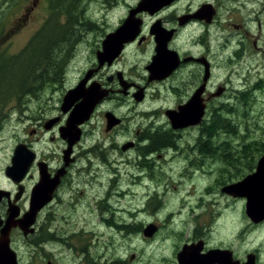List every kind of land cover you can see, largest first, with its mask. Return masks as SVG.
Here are the masks:
<instances>
[{
	"label": "flooded vegetation",
	"instance_id": "af4514ba",
	"mask_svg": "<svg viewBox=\"0 0 264 264\" xmlns=\"http://www.w3.org/2000/svg\"><path fill=\"white\" fill-rule=\"evenodd\" d=\"M101 1L111 10H123V14L115 28L100 32L99 42L94 44L86 67L68 89L86 78L83 88L93 87L97 91L98 98L89 118L79 126V141L65 162L63 151L67 144L60 138L59 128L68 115L59 106V115L47 117L45 112L37 111L27 116L28 121L34 122L29 133L32 140L24 137L17 144L26 145L33 153V160L20 181L15 183L5 176L7 187H0L5 192L0 199L1 230L9 208L17 210L15 220L29 210L41 173L46 174L50 182L49 201L37 211L33 224L27 231L15 226L8 233V245L17 263L15 247L25 244L31 246L38 264H103V249L110 245L101 241V245H97L94 241L98 240L97 228L109 223L103 213L113 215L110 197H116L117 201L129 194L135 197L133 188L137 186L143 199L139 206L133 207L131 217L134 219L136 212L151 210L154 200L178 196L172 207L175 208L183 196L184 201L193 199L192 208L184 212L190 214L189 221L183 220L176 231L183 239L176 255L184 246L199 245L200 254L216 249L230 251L233 259L241 264L252 254L255 264H260L257 251L236 258L227 246L229 243L214 240L216 231L212 229L213 216L217 213L214 211L215 194L231 203L241 202L243 217L249 221L250 228L264 224V219L254 223L247 217L245 198L222 192L224 186L254 171L230 178L216 189L200 191L199 185L213 184L217 170L220 174H233L231 167H227L231 162L232 170L237 173L235 177L242 167L255 170L264 154L261 153L254 165L241 164L249 153L263 148L236 145L249 131L241 119L248 116V107L256 102V93L264 89V0H162L152 7L142 6L143 0ZM42 2L48 11L51 0H33L32 5L39 6ZM126 19L132 25L130 33L135 32L133 38L121 44L113 59L104 58L100 62L98 54L102 52L103 40ZM87 20L80 19L85 21L84 26ZM56 21L64 24L67 18L60 17ZM53 22L48 13L42 26ZM77 37L74 35L75 39ZM158 43H163L165 57L161 60L163 71L154 73L150 67ZM195 94L198 105L203 107L199 124L174 128L169 114L178 113ZM50 120L55 123L47 127ZM218 120L232 121L235 125L241 120L246 130H238L237 125L230 136L221 128L216 130ZM206 123L208 128L204 129L202 126ZM45 136L51 142L59 140L61 145L51 152L43 149L40 145ZM222 138H227L230 145H217ZM123 174L126 184L119 183ZM105 186L109 190H104ZM77 210L80 214L89 212L97 218L96 222L86 229L79 223L71 224L69 218ZM180 213L183 212L176 208L168 210L166 224H152L148 220L118 223L115 228L130 235L140 234L149 242L162 228L168 227L172 216ZM151 225L157 228L155 235L145 237L143 232ZM113 262H119V258Z\"/></svg>",
	"mask_w": 264,
	"mask_h": 264
},
{
	"label": "rangeland",
	"instance_id": "374dc122",
	"mask_svg": "<svg viewBox=\"0 0 264 264\" xmlns=\"http://www.w3.org/2000/svg\"><path fill=\"white\" fill-rule=\"evenodd\" d=\"M0 1H2L3 6V30L5 35L4 41L0 46L1 48H7L8 54H15L41 29L42 21L48 16L49 10L47 11L44 2L40 3L39 6H33V0H14L15 4L10 7L11 0ZM5 3L8 5H5ZM78 3L77 12L80 18L79 24L75 22L77 26L74 27L76 31L74 35L77 34L78 37L75 39L74 35L71 36L74 42L69 51L60 84L47 89L40 96L26 99L20 105L12 103L5 107L2 112L3 116L0 118V187H7L4 170L10 164L12 151L17 142L24 137L32 140L29 133L34 128V122L28 121L26 117L35 114L37 111H40V113L45 112L47 117L55 113L57 115L60 114L57 110L59 109L60 101L66 93V90L75 83L78 75L86 67L89 61L88 58L92 55L91 52L94 44L96 45L99 42L100 32L115 28L118 19L123 14V10H111V8H108L109 5L104 4V1L101 0H78ZM83 18L88 19V25L84 26L85 21H80ZM255 100L256 102L248 107V116L241 119L246 122L249 134L246 132L247 135L243 139H238V144L235 143L236 145L256 141L260 143L253 146H263L264 89L256 93ZM241 120L238 122V130H246ZM115 140L120 141L119 139ZM42 142L44 143L40 146L45 150L50 149V152L61 145L59 140L51 142L48 136H45ZM261 153L262 151L249 153L241 161V164L251 162V165H254L259 156H261ZM249 157L253 158V160L250 161L248 159ZM228 162H231V160ZM123 166L121 167V172L125 170ZM227 167H231V173L233 174L229 175V173L226 174L224 172L220 174L217 170L213 184L201 183L199 185L200 191L216 189L219 185L226 184L233 178L243 177L245 174L255 171L254 168L246 170V167H242L243 170H239V175L235 177L237 173L232 170L233 162L229 163ZM124 178L125 175L123 174L119 180L120 184H126ZM106 188L108 189L105 186L104 190ZM133 189L136 194L135 197L129 194L121 197L118 201L115 199L116 197H110L112 199L110 203L114 208L113 215L110 216L109 214L105 215L103 213L104 218L109 223H105L102 226L98 224L99 227L96 233L98 240L91 237L97 245H101L100 241L105 245H110L103 249V264H170L173 261L171 264H174L176 262V252L179 250V244L183 240L180 239L176 231L183 220L189 221L190 214L184 212L192 208L193 199L188 198L184 201L186 197L183 196L179 204L176 203L175 206L177 211L183 213L172 216L171 220L169 219L170 223H168V227L166 225V228H162L159 235H156L154 239L152 238L148 242L149 239H144L140 234L130 235L126 231L115 228V226L118 223L120 225L123 223L133 224L136 221L147 222L148 220L152 224H166L164 222L166 212L175 209L172 207L176 200H178V196L175 198L174 195H170L165 199L160 198L154 200L151 207L152 211L149 209L146 212H136L134 219L131 217L133 207L135 205L139 206L142 203L143 197L137 186ZM215 197L214 211H217V213L214 214L212 220V229L216 231L214 240L216 242L221 240L229 243L227 246L231 247L235 257L239 259L240 257H244L246 252L257 251L260 264H264V224L260 227L250 228L249 221H246L243 217V205L241 202L237 203L235 201L231 203L228 199L218 194H215ZM148 214H151L149 217L151 219L146 218ZM69 219L71 220V224L79 223L86 229L91 227L97 218L89 212H81L80 214V211L77 210L73 212ZM86 223L88 224L86 225ZM15 248L19 257V264H38L30 245H17ZM117 258H119V262H113Z\"/></svg>",
	"mask_w": 264,
	"mask_h": 264
},
{
	"label": "water",
	"instance_id": "95a60500",
	"mask_svg": "<svg viewBox=\"0 0 264 264\" xmlns=\"http://www.w3.org/2000/svg\"><path fill=\"white\" fill-rule=\"evenodd\" d=\"M162 0H143L142 6L152 7L159 4ZM141 6V5H140ZM144 8V7H143ZM132 25L129 19L113 33L108 34L102 42V52L98 54V60L101 62L104 58L113 59L120 51L121 44L127 40H131L135 32L130 33ZM159 42V41H158ZM163 45V43H162ZM158 43L157 53L153 58L152 72L162 70L161 60L165 57L164 47ZM102 59V60H101ZM168 65V64H167ZM156 66V67H155ZM163 71V70H162ZM160 72V71H159ZM86 78L79 82L74 88L68 90L62 98L60 110L67 114L68 117L65 124L59 128V136L67 144V148L63 151V160L68 161L72 147L79 141L81 131L79 126L84 123L93 109L96 100L97 91L91 89L85 90L84 83ZM141 96L138 97V100ZM197 94L184 106L179 108V112L169 114L172 126L174 128H184L187 126H195L199 124L203 116V107L198 105ZM54 120L48 122L47 127L54 124ZM33 160V153L26 145L19 143L13 150L10 159V165L5 169V176L13 182L17 183L22 179L29 165ZM48 176L41 173L40 181L35 186L29 202V210L21 219L15 220L18 212L15 208H9V216L4 222V226L0 230V264H17L16 256L8 245V233L12 227H19L22 231H27L33 224L35 215L48 201ZM51 188V187H50ZM50 192V191H49ZM222 192L232 197L246 199V215L254 223L264 219V154L257 161L255 171L242 180L226 185L222 188ZM4 191L0 190V199L4 195ZM157 228L154 225L148 226L143 234L145 237H151ZM199 245L184 246L176 255L177 264H241L238 260H234L230 251L211 250L205 254H200ZM244 264H255L252 254L247 256Z\"/></svg>",
	"mask_w": 264,
	"mask_h": 264
},
{
	"label": "trees",
	"instance_id": "16d2710c",
	"mask_svg": "<svg viewBox=\"0 0 264 264\" xmlns=\"http://www.w3.org/2000/svg\"><path fill=\"white\" fill-rule=\"evenodd\" d=\"M14 4L15 1L11 0L9 6ZM78 4V0H51L49 16L54 20L53 23L44 24L15 54H8L7 48L0 46V118L3 116L4 108L10 104L20 105L26 99L40 96L47 89L60 84L74 42L71 36L76 33L75 22L77 23L80 18L77 12ZM2 10L0 1V44L5 36ZM60 17H66L67 22L58 23L56 20ZM237 125L232 121L215 122L216 130L221 128L231 134L230 136L237 130ZM202 127L207 129L208 123ZM227 138L218 139L217 145H230ZM259 143L252 141L243 145L253 146ZM262 144L264 151V143Z\"/></svg>",
	"mask_w": 264,
	"mask_h": 264
}]
</instances>
